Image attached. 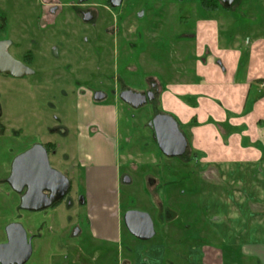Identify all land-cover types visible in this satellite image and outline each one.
<instances>
[{
	"label": "rangeland",
	"instance_id": "obj_1",
	"mask_svg": "<svg viewBox=\"0 0 264 264\" xmlns=\"http://www.w3.org/2000/svg\"><path fill=\"white\" fill-rule=\"evenodd\" d=\"M143 1L148 4L144 5ZM260 1L262 0H241L235 4L234 0L231 6H227L220 0L219 11L207 12L198 2L124 0L121 8L111 11L106 0H91V8L96 9L99 14L94 26L81 23L79 15L70 18L73 15L72 11L65 5L60 22L40 34L41 47L39 54H35L36 60L32 66L37 74L29 75L24 81L0 85V90L7 89L6 102L12 120L11 125L23 130V135L18 140L14 138L10 140L13 143L4 141L0 143V175L9 168L8 152L11 144L18 152L41 140L43 143L51 141L56 143L58 148L54 149L56 151L50 156L51 165L72 181L71 195L75 204L70 208L63 202L56 209L50 208L39 212L21 211L18 196L9 187L0 185V230L4 225L13 222L24 225L28 234L39 232L37 229L40 225H46V230L48 227L60 225H83L82 227L89 228L90 225H97L100 222L110 229L116 226L117 213L124 217L130 210H139L153 215L154 207L160 204L159 199L168 202L166 194L169 189L165 187L166 180H169L167 175L179 180L174 186L178 193H185V197L192 195L196 189V186L192 185L196 184L197 178L190 170L194 168L190 166L189 171L185 170L182 173V160L164 157L158 148L154 131L148 126L157 113H166L161 105V98L159 99L161 92L155 101L140 109H132L123 103L119 92L125 89L147 91L150 88L149 82L158 83L159 78L161 81L164 80L163 72L170 75L181 68L194 77L198 71L197 63L209 60L207 49L203 56L198 55L202 45L200 40L195 37V42L191 44L190 39L186 37L194 35L197 21L200 19L202 22L215 23L223 15L233 17L236 20L234 23L236 27L219 31V35L229 42H234V37L238 33L246 35L259 30L264 34V3ZM70 2L72 0H62L65 4ZM34 4L30 0L27 10L29 17L32 16ZM143 7L146 9L145 16L137 18V11ZM226 7L230 9H225ZM79 9L83 8H78V11ZM85 38H88V43L84 41ZM53 46L60 52L58 58L54 53H50ZM187 48L188 55L184 52ZM184 56H187V59ZM243 62L240 60V63ZM193 68L195 71H192ZM100 92L105 93L107 99L93 103L99 108L103 107L104 113L116 105L114 100L119 104L117 107L121 142L117 160L122 174L128 172L131 175L128 176L131 183L121 184L117 193L114 192L111 181L112 171H106L108 174L105 181L98 185L97 189H92L86 184L85 169H75L66 164L70 161L72 163V154L77 151L79 95L91 93L94 96ZM178 123L181 125L180 129L189 130L179 121ZM59 126L68 128V135L66 131L56 135L49 133L51 128ZM191 156L189 153L184 162ZM168 161H175L179 164L177 167L179 169L168 165ZM180 174L188 175L190 182L180 181L182 179ZM152 179H157L160 183L150 186ZM89 193L94 194V199L87 198ZM176 206L179 211L182 209L180 203ZM95 212L100 214L97 222L93 217ZM154 221L158 238L161 234L159 229L161 224L156 217ZM124 225L123 222L121 225L123 234L128 240L136 241L137 239ZM53 237L51 233H47L46 241L45 239L34 241L35 256L29 264H54L53 257L42 259L44 254L42 250L51 243L49 240ZM79 253L78 251L75 253V259L81 258L78 264L101 262L96 263L93 258L85 255L83 257V254ZM91 256L95 257L93 254Z\"/></svg>",
	"mask_w": 264,
	"mask_h": 264
},
{
	"label": "crops",
	"instance_id": "obj_2",
	"mask_svg": "<svg viewBox=\"0 0 264 264\" xmlns=\"http://www.w3.org/2000/svg\"><path fill=\"white\" fill-rule=\"evenodd\" d=\"M234 23L224 15L215 23L197 21L194 35L186 37L191 44L199 39L198 55L207 49L209 60L197 63L194 77L181 68L170 75L163 72L164 80L157 83L167 115L189 129L183 133L192 156L181 162V170L194 168L190 173L197 178L192 185L196 189L185 197L174 187L179 180L167 175L168 202L159 199L150 215L161 224L158 238L155 234L149 241L128 240L121 230L125 216L119 213L110 229L100 222L93 225L104 241H93L89 249L93 256L99 248L104 250L101 264H113L117 252L116 264H264V34L238 33L229 42L219 31L236 27ZM184 52L188 55V48ZM114 101L116 105L104 113L91 93L79 95L77 151L66 164L85 169L92 189L112 171L117 193L121 184L131 183L124 182L131 175L122 174L117 160L121 133ZM167 164L179 167L175 161ZM181 176L180 181L190 182L188 175ZM150 181V186L160 183ZM87 198L94 199V194ZM99 216L94 213L96 222ZM154 226L156 231L155 221Z\"/></svg>",
	"mask_w": 264,
	"mask_h": 264
},
{
	"label": "flooded vegetation",
	"instance_id": "obj_3",
	"mask_svg": "<svg viewBox=\"0 0 264 264\" xmlns=\"http://www.w3.org/2000/svg\"><path fill=\"white\" fill-rule=\"evenodd\" d=\"M35 4L33 5V13L30 15L27 14V10H29V2L30 0H0V85H7L8 82L13 81H24L29 77V75H36L32 69V66L35 64V54H39V47H41V32H44L48 28H53L57 23L60 22L61 17L63 16V7L65 5L69 6V9L72 11V16L70 14L68 16L77 17L79 15L81 19V23L86 26L96 25L99 14L96 9L91 8L90 4L91 0L86 2H80L79 0H72L70 3H62V0H55L57 2H53V0H31ZM148 1V0H147ZM223 1V0H222ZM107 6L111 11H117L124 4V0L122 1L119 7H112L110 0H106ZM144 5L148 4V2H142ZM78 8H83L79 9ZM78 11V12H77ZM146 9L143 7L140 11H137V18H143L145 16ZM67 16L64 15V18ZM91 17L90 21H86V17ZM32 18L34 20H32ZM31 20V21H30ZM67 24V20L65 22ZM85 42H89L88 38L84 39ZM50 53L55 55V57L60 56V52L58 48L51 47ZM26 68L33 70V74H27L24 76H18L22 73L26 72ZM149 90L144 91H135L141 92L143 94L148 95L151 93L154 95V100L157 98V95L160 92V89L155 82H149ZM6 90H0V143L3 141L8 143H13L10 141L11 139L18 140L23 134V130L13 127L11 125L12 120L9 117L7 111V102H6ZM128 91L125 89L119 92L121 95L123 92ZM134 91V90H133ZM4 92V93H3ZM103 93V92H102ZM105 94V93H104ZM5 96V98H4ZM95 96V95H94ZM4 98V100H3ZM153 101L149 102L152 103ZM133 109V108H132ZM140 109V108H139ZM64 128L59 126L58 128H51L50 134L56 135L58 133H64ZM68 135V134H67ZM36 145H42L50 156L58 149L57 144L51 141L47 143H43L42 140L38 143H34L31 146L25 148L24 150L15 151L13 144L10 145V149L8 152V156L10 158V162L8 163V170H4L3 174L0 175V185H4L10 188V190L15 193L20 199L19 210H22L21 200L22 197L28 192V187H24L21 193H17L13 190L12 186L9 183V178L13 172V165L15 160L26 153L30 149H32ZM55 146L56 148H53ZM56 149V150H54ZM68 158V156H67ZM66 158V159H67ZM51 164V161H50ZM52 166V165H51ZM68 178V177H67ZM126 178V177H125ZM70 180V179H69ZM71 186L72 181L70 180V190L67 195L60 201L54 203L50 208L56 209L63 202H66V205L70 208L75 204L74 197L71 195ZM48 196L50 193L46 192ZM85 203V201H83ZM48 208V209H50ZM46 209V210H48ZM45 211V210H43ZM18 222H13L10 224H14ZM10 224L4 225V227L0 230V244L9 243V234L8 227ZM20 224V223H18ZM23 229H25L27 233V237L29 243H31L33 252L30 260L26 263L29 264L33 257L35 256V245L34 241L36 239L44 240L46 234H52L54 237L49 240L48 245L43 248L44 254H42V259H47L48 257H53L54 264H78L80 259H75V253L78 251L82 256H87L88 258H93L92 260L95 262H99L102 260L104 255V250L99 248L97 251V255L92 257V252L90 251V245L93 241L103 242L104 240L95 235L93 232V225H88L89 228L82 227L83 225H60L59 227H48L46 230V225H40L39 229H37L36 234H28L27 228L21 224ZM126 227V225H124ZM127 228V227H126ZM13 234H19V228H14L12 230ZM47 239H45L46 241ZM79 253V254H80ZM80 255V257H82ZM59 259V260H58ZM113 261L116 264L118 261V252L113 256ZM98 264V263H97ZM101 264V262H100Z\"/></svg>",
	"mask_w": 264,
	"mask_h": 264
},
{
	"label": "water",
	"instance_id": "obj_4",
	"mask_svg": "<svg viewBox=\"0 0 264 264\" xmlns=\"http://www.w3.org/2000/svg\"><path fill=\"white\" fill-rule=\"evenodd\" d=\"M122 1L110 0V3L112 7H119ZM233 2L234 0H223L227 6H231ZM90 20L91 17L87 16L86 21ZM27 74H33V71L26 68V72L18 76ZM106 97V94L100 92L95 94L94 99L101 102ZM120 99L133 109H139L147 105L149 101H153L154 95L128 90L120 95ZM148 126L154 131L158 148L165 157L185 156L189 143L174 117L159 113ZM124 182L130 183L131 180L126 177ZM9 183L17 193H21L24 187H28V192L22 197L20 208L29 212H39L50 208L54 203L62 200L70 190L69 178L51 166L48 151L42 145L34 146L15 160ZM46 192L50 193V196ZM124 221L131 235L140 241H149L156 234L154 221L146 212L130 210L125 214ZM10 225L8 227L9 243L0 244V264H26L32 256V245L21 224ZM14 228H19L18 235L13 234Z\"/></svg>",
	"mask_w": 264,
	"mask_h": 264
},
{
	"label": "trees",
	"instance_id": "obj_5",
	"mask_svg": "<svg viewBox=\"0 0 264 264\" xmlns=\"http://www.w3.org/2000/svg\"><path fill=\"white\" fill-rule=\"evenodd\" d=\"M174 1H177V2H180V3H185V2H198L200 4V6L207 12H215L217 10L220 9V5H219V1L220 0H174ZM241 0H235V4L239 3ZM233 7V6H232ZM226 9H230L228 7H226ZM232 9V8H231ZM159 113H162V114H167L165 112H159ZM179 127H181V125L179 124ZM181 131L184 132V130L181 128ZM53 148H56L55 146H52ZM190 152V145L188 147V150H187V153L185 154L184 157L182 158H179L180 160L184 161L187 156H188V153ZM161 153V152H160ZM162 154V153H161Z\"/></svg>",
	"mask_w": 264,
	"mask_h": 264
}]
</instances>
